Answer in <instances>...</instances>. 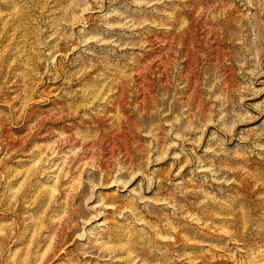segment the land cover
<instances>
[{"label":"rangeland","instance_id":"obj_1","mask_svg":"<svg viewBox=\"0 0 264 264\" xmlns=\"http://www.w3.org/2000/svg\"><path fill=\"white\" fill-rule=\"evenodd\" d=\"M0 92V264H264V0H0Z\"/></svg>","mask_w":264,"mask_h":264},{"label":"bare ground","instance_id":"obj_2","mask_svg":"<svg viewBox=\"0 0 264 264\" xmlns=\"http://www.w3.org/2000/svg\"><path fill=\"white\" fill-rule=\"evenodd\" d=\"M1 93V92H0ZM116 105V104H115ZM101 115V114H100ZM96 116V115H95ZM94 117V116H93ZM100 117V116H99Z\"/></svg>","mask_w":264,"mask_h":264},{"label":"clouds","instance_id":"obj_3","mask_svg":"<svg viewBox=\"0 0 264 264\" xmlns=\"http://www.w3.org/2000/svg\"><path fill=\"white\" fill-rule=\"evenodd\" d=\"M90 198V197H89Z\"/></svg>","mask_w":264,"mask_h":264}]
</instances>
